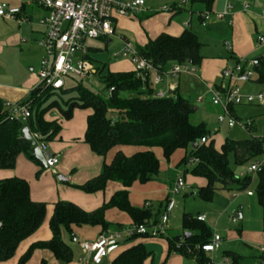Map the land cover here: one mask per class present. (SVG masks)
Segmentation results:
<instances>
[{"label":"trees","instance_id":"trees-1","mask_svg":"<svg viewBox=\"0 0 264 264\" xmlns=\"http://www.w3.org/2000/svg\"><path fill=\"white\" fill-rule=\"evenodd\" d=\"M187 2L189 4L202 2L207 9H211L214 0H187ZM201 46L197 34L187 28L178 36L161 33L138 47V50L154 66L163 69L170 62H189L198 66L203 59ZM256 57L259 63L255 68L254 79L256 82L264 83V56ZM101 71L103 72L101 79L106 89L113 88L109 95L104 98L89 88L77 84L71 89L76 91V95L64 101L66 105L64 108L59 106L63 118H71L76 107L92 109L86 118L84 142L101 158H105L107 152L117 146L133 145L145 149L131 155L116 150L109 162L103 160L97 175L76 185L86 193L103 190L109 180L118 181L123 185L121 190L116 191L98 208L86 211L73 202L58 200L48 221L50 238L32 242L16 264H25L36 249H47L57 260L69 262L72 258V250L63 241L61 228L69 233H73V225L78 227L98 225L105 229L108 226L105 211L110 207L126 212L132 223L149 222L152 216L151 209L148 206H133L128 198V188L135 181L140 183L151 181L158 173L159 160L152 150L153 147H159L166 160H169L176 150H185L186 153L179 162L183 167L182 176L185 179V175L189 173L205 179L204 185L197 189L196 194L206 202L213 199L217 189H234L232 191L246 189L253 178L252 174L238 178V173L235 174L229 165V154H232L233 162L237 166H248L254 161L262 160L263 163L253 174H256L258 179L255 191L262 207L264 231V139L262 136L249 132L250 135L244 138L226 137L220 148L216 149L205 123L193 124L190 121V115L197 109L192 101L178 94L175 97H154L151 80L147 78L143 81L136 78L134 71L111 72L104 71V68ZM57 90L69 91V89H54L50 86L35 87L19 101L30 103L31 115L25 122L9 118L6 110L2 109L3 103L0 101V169L12 168L19 154H24L28 159L39 163V160L31 154L32 140L22 136V128L27 126L29 131H40L46 135V140H51L59 132L60 126L55 121L44 119L46 111L58 106V102L54 100L48 107L41 109L44 99ZM206 135H209V140L200 143V138ZM195 142L197 146L193 147ZM191 157L198 160L187 168L189 165L187 162ZM233 185L237 186L233 187ZM45 212L46 203L31 199L29 184L25 179L16 176L0 179V262L13 257L18 245L37 231L45 218ZM198 215L200 214L194 216L183 213L181 219L183 234L189 232L190 235L179 240L176 237H167V240L169 248L179 244L181 255L190 258L192 264H205L209 256L199 246L210 239L212 231L205 221L196 218ZM139 236L148 235L133 234L127 238V241ZM225 254L230 256L232 264H239L240 255L231 251ZM150 256L151 252L142 242H135L120 250L110 264H144ZM262 260L264 256L260 255L259 261ZM39 264H46V261L42 259Z\"/></svg>","mask_w":264,"mask_h":264},{"label":"crops","instance_id":"crops-1","mask_svg":"<svg viewBox=\"0 0 264 264\" xmlns=\"http://www.w3.org/2000/svg\"><path fill=\"white\" fill-rule=\"evenodd\" d=\"M144 1L145 5L142 12L135 15L118 16L113 20L117 36L100 37L96 39L105 41V45L114 43L112 44V48L115 50L113 53H115L122 45V41L118 36H124L138 48L145 45L149 39H153L161 33L178 36L187 28L193 30L196 34L197 31L195 28H203L205 36L211 34L213 31L225 33L227 35V40L229 39L228 41H231L230 43L232 45L230 51L225 49L228 53V58L214 57V53H209L212 55L202 54L203 59L197 66L196 72H182L175 76L162 75L161 82L157 85H152L153 93L157 90H162L165 91L167 95H170L171 92L168 89L169 85L174 84L176 87L174 91L175 95H181L193 103L198 104L196 106V111L190 115V121L193 124L205 122L200 114L202 111L200 108L201 106H205V109L217 116L221 108L212 103V93L209 91V88L220 84L221 71L223 68L232 67L239 59L259 56L260 51L264 48V46H255V33L264 30L263 20L260 17V9L264 6V0H214L211 6L212 10H223L226 4L230 3L233 5L232 14L230 17H226L221 21L208 23L207 26L205 25L206 27L200 24L196 13L205 9V4L202 2L194 4H189L187 2L181 5L175 12H166L158 11V9L163 5L178 3L181 0ZM2 2L19 6V17L23 19L22 21H18V19H7L0 16V101L4 104L5 102H19L23 100L38 83L37 72L40 68V61L45 57V52L43 48L39 46L38 40L45 32V26L42 21L47 15V12L33 0H0V3ZM244 3H249L250 9L248 11L243 9ZM229 20H231V23H229ZM186 21L189 22L188 26L184 25ZM86 47L87 58L90 59L88 57L90 49L93 50L98 48L93 46ZM213 52L217 54L220 53V47L215 46ZM171 63L172 62L168 63L164 69H167ZM104 69L111 72H126L133 71L134 66L129 59L116 58L114 62L108 64ZM153 76L154 72L150 71L148 78L151 80ZM253 82H256V80L252 79L248 82L238 83L243 94H253L252 91L254 90L257 91V93H263L261 91V86H254L252 85ZM61 89H64V86ZM248 105L264 106V102L258 103L254 101L251 103L233 105L231 107V112L237 117L235 113L236 106ZM91 112V108L83 110L75 108L72 117L69 119H64L61 116L48 117L47 114L44 115L45 120L55 121L60 126L59 132L51 140H48L44 151L45 154H56L58 156L59 162L56 164V173H52L42 162H34L28 159L24 154L17 155L15 165L12 168L0 169V179L14 176L25 179L29 184L31 199L46 203L45 218L41 226L28 239L22 241L18 245L13 257L1 261L0 264H16L20 256L32 242L50 238L51 233L48 227V221L52 214L54 204L58 200L70 201L86 211H91L101 206L103 202L108 201L116 191L123 188L120 182L114 180L107 181L103 190L94 193H86L76 187V185H80L97 175L101 169L103 160L109 162L116 150H121L125 155H131L145 149L141 146L122 145L109 150L105 158L95 155L84 142L86 118ZM250 120L252 125L249 131H247L248 133H251L253 130L255 131L257 128L254 118H250ZM222 125L226 124H220L219 128H214L212 130L213 132L209 130L211 134L210 138L213 139L216 149H219L224 141V138L217 133L220 131ZM226 129L231 131V128L227 125ZM152 150L159 160V171L151 181L146 183L135 181L128 188V198L130 203L137 207L148 206V198L150 197L157 199L159 202L158 208L154 215L151 212L152 216L150 218V221L154 222L158 219L165 205L170 187L176 175L183 169V167L179 165V160L186 152L183 149H178L183 152H181V157H176L175 160H170V158L166 160L163 154L161 155L162 150L159 147H153ZM164 159L169 165V171H166V173L171 176L169 181L165 180L162 182L159 173L166 170L167 165L164 164ZM252 175L255 176V180L257 175ZM185 179L187 187L184 191L190 188L193 183L197 184V189L205 183V179L191 174H186ZM236 186L237 185H233V187ZM246 190L253 191L250 184ZM217 192L219 193L216 195ZM241 192L242 193L236 199L237 204H234L236 208L235 212H237L239 217L236 223L231 222V220L229 221L228 217H226V213L232 210L233 205V203L228 201V197L231 198L232 196H230V194L233 193L230 189H217L213 196L216 202L212 206L206 207V211H198L196 214L204 215L205 222L207 219L211 220V216H217L216 218L223 222L218 225L217 219H215L216 227L214 230L222 237L220 247L216 252L222 249L224 254L231 251L241 256V252L232 249L235 248L236 244H239L243 249H250L251 252H253L252 256L256 257L257 264H260V255H264L262 213L259 212V216L252 217L251 205L253 203V193L248 195L246 191ZM213 199L208 202H212ZM260 208L262 209V207ZM196 214L192 215L195 216ZM105 220L108 222V226L105 229L98 225L80 227L73 225V233H69L66 229L61 228V237L72 250V258L69 262L64 263L57 260L53 253L47 249H36L25 264H39L42 259L46 261V264H80L79 259L82 256L80 242L94 240L103 232L123 230L132 224L129 215L116 207L106 209ZM206 224L210 226L208 223ZM72 234H75L77 237L76 240L72 239ZM165 235V239L158 236H139L133 240L127 241V238H125L114 251L108 256L103 257L99 264H110L111 260L120 250L135 242H142L145 248L151 252V256L145 260L144 264L148 259L152 260V250H149L146 245L153 243L161 244L163 255L157 261H151V264H183L185 261L182 255H170L168 253V232ZM179 235H181V233ZM226 237L228 241L224 242Z\"/></svg>","mask_w":264,"mask_h":264},{"label":"built area","instance_id":"built-area-1","mask_svg":"<svg viewBox=\"0 0 264 264\" xmlns=\"http://www.w3.org/2000/svg\"><path fill=\"white\" fill-rule=\"evenodd\" d=\"M38 6L46 10L47 15L42 23L45 26V32L38 40L45 52V57L40 61V68L37 72L38 83L36 87L46 88L50 86L54 89H60L64 86V77L68 75L79 76L80 78L92 71V63L87 58L86 39H96L100 37L117 36L113 20L118 16L135 15L144 10V0H33ZM187 3V0H181L178 3L161 6L158 11L175 12L181 5ZM243 9H250L249 3L243 4ZM233 5L227 3L223 10L205 9L196 12L197 17L202 26L214 21H221L232 14ZM20 7L7 3H0V16L7 19H18ZM18 16V18H17ZM260 17L264 24V6L260 9ZM231 23V20H229ZM185 26L189 22L184 23ZM122 41L121 48L113 53L115 57L129 59L134 66V74L136 78L146 80L150 71L154 72L151 79L152 85H157L161 82L162 75L175 76L182 72L194 73L197 66L189 62H172L167 69L157 68L149 59L139 53L138 48L133 42L124 36H118ZM255 41L257 47L264 46V30L255 33ZM226 50L230 51L232 45L226 41L224 43ZM259 61L256 56L242 58L237 60L232 67H225L221 71V82L219 85L209 88L212 93V103L221 108L217 115L219 124H226L232 128L235 126L248 131L252 125L250 120H240L231 112L233 105H240L251 102H264L262 93L257 95L243 94L238 83L248 82L255 78L256 66ZM175 85H169L170 95L165 91L157 90L153 93L156 98L166 96L175 97ZM111 87L109 90H112ZM9 118L20 119L23 122L31 115L30 103L27 102H5L3 104ZM114 120L112 119V122ZM29 130V129H28ZM30 140L34 141L35 145L44 152L47 146L46 135L40 131H29ZM262 138L264 139V132ZM209 140V135L200 138V143H205ZM45 153V152H44ZM197 158L191 157L188 164L197 162ZM59 158L56 154H45V166L52 173H56V164ZM263 163L262 160H257L246 167L245 171L238 172V178L253 174ZM187 183L179 171L176 175L170 190L164 208L156 221H149L142 224L132 223L129 227L123 230L107 231L101 233L96 239L91 241L80 242L82 256L80 264H99L103 257L108 256L114 251L122 240L132 236L133 234H147L151 237L164 235L167 229L170 212L176 205L175 196L184 191ZM244 190V189H243ZM242 190V191H243ZM248 195L252 191L246 190ZM236 192L231 196L235 197ZM198 220L205 221V216L200 214L196 217ZM231 222L236 223L238 218L231 215ZM222 238L214 232L210 239L202 243L199 248L209 254H213L219 249ZM264 254V252H263ZM264 256V255H263ZM230 259L227 256L215 262L212 258L205 264H229ZM264 264V260L260 262Z\"/></svg>","mask_w":264,"mask_h":264},{"label":"rangeland","instance_id":"rangeland-1","mask_svg":"<svg viewBox=\"0 0 264 264\" xmlns=\"http://www.w3.org/2000/svg\"><path fill=\"white\" fill-rule=\"evenodd\" d=\"M206 26H204V27H206ZM195 29L197 31V35L199 37V40L202 43L201 54L212 55L209 53H214V55H215L214 57L228 58V53L225 50L226 48L224 46V43L226 41H228L229 39L227 40V35L225 33H219V32L213 31L211 34L205 36V31L203 28H201V29L195 28ZM227 29L229 30L228 27H227ZM113 42H114V39H113ZM85 44H86V46H93L95 48H98V49H93V50L90 49V51L88 53V57L90 58L89 61L93 65L92 71H90L84 79H81L79 76H74V75H68V76L64 77V89H69V91L62 92L60 90H57L56 92L49 94L41 104V109H44V108L48 107L54 100H56L58 102V106H53L48 111H46L45 114H47L48 117H51V116L63 117L60 110H59V106L64 108L66 106L64 101L67 100L69 97H73L76 95V91L71 90V89H72V87H74L77 84H81V85L89 88L90 90H92L95 93H98L99 95H101L104 98H106L109 95V90L106 89V86L101 79V74L103 73L101 70L103 68H106L107 65L110 64L111 62H114L116 60V58L121 59V57H115L112 54L115 51L112 48V44H114V43H109V44L105 45V41H103L101 39H86ZM215 46L220 47V53L217 54V53L213 52ZM255 46H256V44H255ZM260 55L264 56V48H262V50L260 51ZM105 70H107V69H104V71ZM252 85L261 86V91L263 92L262 94H264V84H261L258 82H253ZM252 92H253V94H251V95H257L258 93H261V92L257 93V91H255V90ZM246 94H250V93H246ZM130 95H132V93H130ZM194 104L196 106L198 105L196 103H194ZM76 108L81 109V110L86 109V108H80V107H76ZM200 108L202 110L200 114H201V117H203L202 119L205 121L204 123L206 125V128L210 131H212L214 128L215 129L219 128L220 124L217 122V116L215 114L211 113L209 110L205 109L206 108L205 106H201ZM2 109L5 110L4 105L2 106ZM235 111H236L235 113L237 115V118H239L240 120L246 121V120H250V118H254V120L256 121V127L257 128L255 131L253 130L251 133L263 136V132H264V106H261V105L260 106L259 105L236 106ZM217 133L219 135H221V137H223V138H225L227 136V137H230L233 139L244 138V137H247L250 135V133H248L246 130L241 129L238 126H235V127L231 128V131H228L226 129V125H222V127L220 128V131H218ZM46 142H48V140H46ZM215 143H216V141H215ZM181 152L182 151H180V150L176 151L170 157V160H175L176 157L177 158L181 157L182 156ZM162 154L163 153L161 152V155ZM182 158L183 157H181L180 160ZM180 160H179V162H180ZM163 162L167 166H166V170L161 171L159 173V176H160V179H162L161 180L162 182H164L165 180L169 181V178L171 176L170 174L168 175V173H166V171H169L168 163L166 162L165 159L163 160ZM229 165L236 172V174L240 171H245L246 167H247V166L246 167L237 166L236 164H234L232 154H229ZM190 167L191 166L189 164L187 166V168H190ZM187 174H189V173H187ZM254 177L255 176L253 175L252 182L250 183L251 189L253 190L252 191L253 192V196H252V202L253 203L251 205V207H252L251 208V216L257 217V216H259V212L262 213V209L260 208L261 206L259 204L258 196H257V193L255 191L258 180H257V178L254 180ZM196 189H197V184L193 183L191 185V187L188 188L186 191H184V192L182 191L180 194L175 196L176 205L173 208V210L170 212L169 220L167 222L168 226H167L166 233H165V234H167V232H168L170 238H174L175 236L179 235L180 233L182 234L184 232L183 228H182V223H181L182 214L184 212L196 214L198 211L199 212L206 211L207 210L206 207L212 206L216 202V200H214V199L212 202H205V201L201 200L200 197L196 194ZM243 191H245V189ZM232 192H236L237 195L235 198H233V196L231 198L228 197V201L230 203H233L232 210L228 211L226 213V217H228L229 221H230L231 215H235L239 220L237 212H235V210H236L235 205L237 204L236 199L242 193L241 191H237V190L232 191ZM191 193H195V194H191ZM218 193L219 192H217L216 195ZM230 196H231V194H230ZM148 203H149L148 207H149V209H151V212L154 215V213L156 212V210L158 208L159 202L157 199L150 197V198H148ZM136 205H138V204H136ZM211 217H212L211 220L207 219L206 223H208L210 225V227L212 229L211 231H212V233H214V232H216L214 229L216 227L215 219H217L216 218L217 216L216 217L211 216ZM222 223L223 222H221L219 219H217L218 225L222 224ZM232 229H233V227H232ZM165 234L163 236H158V237L165 239V237H166ZM227 239L228 238L226 237L224 242H227L228 241ZM146 247L149 250H152L153 256H152V260L148 259V261L145 264H151V261H157L159 258L162 257L163 253H162L161 244L159 245L158 243H153V244L146 245ZM179 247H180L179 244H176L175 247L171 246L170 248H168V253L170 255H172V254L181 255ZM232 249H235V250L241 252V259H240L239 264H257L256 257L252 256L253 252H251L250 249H248V248L243 249V248H241V246L239 244H236L235 248H232ZM216 251H215L214 255L209 254V257L212 258L213 261L219 262L224 258V256H227L230 259L229 264H232V260H231L230 256L224 254L222 252V249H220V251H218V252H216ZM183 259L185 261V262H183V264L192 263V260L188 257L183 256Z\"/></svg>","mask_w":264,"mask_h":264},{"label":"water","instance_id":"water-1","mask_svg":"<svg viewBox=\"0 0 264 264\" xmlns=\"http://www.w3.org/2000/svg\"><path fill=\"white\" fill-rule=\"evenodd\" d=\"M22 136H23L24 138H26L27 140L30 139V134H29V130H28V127H27V126H24V127L22 128ZM31 144H32L31 154H32L36 159H38L40 162H42L43 165H46V164H45V153L39 148L38 145H35V144H34V141H32ZM196 146H197V142H195V143L193 144V147H196ZM0 226H1V223H0ZM189 235H190L189 232H185L184 234L178 235V236L176 237V239L179 240V239L184 238V237L186 238V237L189 236ZM71 236H72V239H73V240H76V239H77V237L75 236V234H72Z\"/></svg>","mask_w":264,"mask_h":264}]
</instances>
